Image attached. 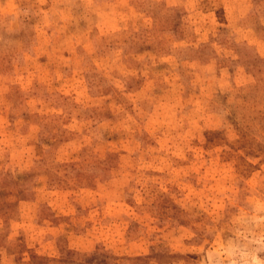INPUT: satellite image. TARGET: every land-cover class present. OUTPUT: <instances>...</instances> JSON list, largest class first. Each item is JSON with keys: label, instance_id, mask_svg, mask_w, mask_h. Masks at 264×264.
<instances>
[{"label": "rangeland", "instance_id": "374dc122", "mask_svg": "<svg viewBox=\"0 0 264 264\" xmlns=\"http://www.w3.org/2000/svg\"><path fill=\"white\" fill-rule=\"evenodd\" d=\"M0 264H264V0H0Z\"/></svg>", "mask_w": 264, "mask_h": 264}]
</instances>
